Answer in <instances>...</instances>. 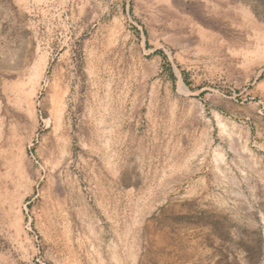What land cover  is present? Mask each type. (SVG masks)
Returning <instances> with one entry per match:
<instances>
[{
    "label": "rangeland",
    "instance_id": "374dc122",
    "mask_svg": "<svg viewBox=\"0 0 264 264\" xmlns=\"http://www.w3.org/2000/svg\"><path fill=\"white\" fill-rule=\"evenodd\" d=\"M0 264H264V0H0Z\"/></svg>",
    "mask_w": 264,
    "mask_h": 264
},
{
    "label": "bare ground",
    "instance_id": "6f19581e",
    "mask_svg": "<svg viewBox=\"0 0 264 264\" xmlns=\"http://www.w3.org/2000/svg\"><path fill=\"white\" fill-rule=\"evenodd\" d=\"M259 72H260V71H257V75L259 74ZM254 77H256V76H254Z\"/></svg>",
    "mask_w": 264,
    "mask_h": 264
}]
</instances>
